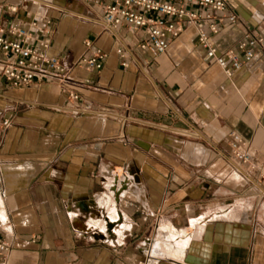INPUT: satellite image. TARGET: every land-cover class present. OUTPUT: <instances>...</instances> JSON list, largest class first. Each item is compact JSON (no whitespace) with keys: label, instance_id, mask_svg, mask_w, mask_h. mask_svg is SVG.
Listing matches in <instances>:
<instances>
[{"label":"crops","instance_id":"1","mask_svg":"<svg viewBox=\"0 0 264 264\" xmlns=\"http://www.w3.org/2000/svg\"><path fill=\"white\" fill-rule=\"evenodd\" d=\"M39 1L59 9L45 39L66 79H0V237L11 250L0 264H264V178L228 143L237 132L264 170V47L228 78L193 30L151 56L125 28L104 30L99 0ZM229 3L238 21L214 39L219 52L247 31L264 38V0ZM96 51L102 70H86Z\"/></svg>","mask_w":264,"mask_h":264},{"label":"built area","instance_id":"2","mask_svg":"<svg viewBox=\"0 0 264 264\" xmlns=\"http://www.w3.org/2000/svg\"><path fill=\"white\" fill-rule=\"evenodd\" d=\"M23 1L39 7L34 13L27 11ZM100 22L105 31L125 28L139 37L137 47L151 56L165 54L169 44L187 30L195 31V43L211 60L232 77L245 64L251 63L263 50L264 38L254 30L247 31L230 49L219 52L214 39L223 25L233 27L238 16L230 11L229 0H99ZM57 7L39 0H0V79L12 88H24L38 84L62 83L65 69L57 57H50L48 40L53 25L50 11ZM25 12L26 23L15 24L10 18ZM87 48L89 42H84ZM116 55L123 59L125 51L118 48ZM106 56L96 51L93 56L81 60L86 70L100 71ZM122 66H127L123 62ZM70 99L77 96L69 94ZM4 122V125H7ZM232 158L239 167L250 172L259 169L247 152L248 143L235 131L228 134ZM10 244L0 237V258L10 252Z\"/></svg>","mask_w":264,"mask_h":264},{"label":"bare ground","instance_id":"3","mask_svg":"<svg viewBox=\"0 0 264 264\" xmlns=\"http://www.w3.org/2000/svg\"><path fill=\"white\" fill-rule=\"evenodd\" d=\"M192 225V224H191ZM160 228H162V227H160ZM170 233V232H169ZM171 235V234H170ZM169 238V237H168ZM184 238H186V236L184 237ZM159 241V240H158ZM178 244V243H177ZM159 247H160V245H159ZM156 249H158V247H156ZM161 249V248H160ZM162 249H164V248H162ZM161 249V250H162ZM157 252H158V250H156ZM170 251V250H169ZM165 252V251H164ZM172 253V252H171ZM158 254H159V252H158ZM166 254V253H165ZM163 256V255H162Z\"/></svg>","mask_w":264,"mask_h":264}]
</instances>
